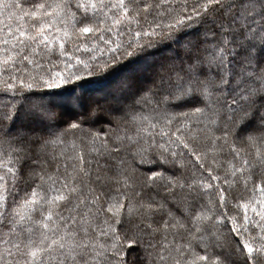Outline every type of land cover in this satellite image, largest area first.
Instances as JSON below:
<instances>
[{
    "label": "snow or ice",
    "instance_id": "obj_1",
    "mask_svg": "<svg viewBox=\"0 0 264 264\" xmlns=\"http://www.w3.org/2000/svg\"><path fill=\"white\" fill-rule=\"evenodd\" d=\"M0 264H264V0H0Z\"/></svg>",
    "mask_w": 264,
    "mask_h": 264
}]
</instances>
